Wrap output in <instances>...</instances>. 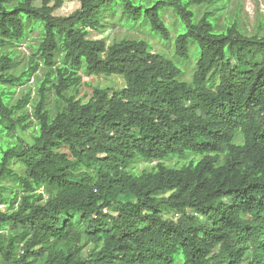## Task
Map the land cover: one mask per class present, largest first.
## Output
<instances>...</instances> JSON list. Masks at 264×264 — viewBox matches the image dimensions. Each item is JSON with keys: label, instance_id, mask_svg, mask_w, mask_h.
<instances>
[{"label": "trees", "instance_id": "obj_1", "mask_svg": "<svg viewBox=\"0 0 264 264\" xmlns=\"http://www.w3.org/2000/svg\"><path fill=\"white\" fill-rule=\"evenodd\" d=\"M76 1L65 16L63 0H0V138L16 139L0 143V261L264 264V22L219 28L223 5L196 19L193 6L227 0ZM107 23L149 27L174 57L146 38L91 37ZM35 28L38 58L17 73ZM195 53L188 81L176 60ZM41 65L39 99L13 102ZM81 71L126 85L86 100Z\"/></svg>", "mask_w": 264, "mask_h": 264}, {"label": "rangeland", "instance_id": "obj_2", "mask_svg": "<svg viewBox=\"0 0 264 264\" xmlns=\"http://www.w3.org/2000/svg\"><path fill=\"white\" fill-rule=\"evenodd\" d=\"M228 2L223 1L219 4H210L209 2L204 3L200 6H193V11L196 14V19L199 20L203 15L208 11H215L221 5L223 9L217 12L216 17H218V27L225 28L228 23L238 22L239 25L246 31L248 34H255L258 32L261 24L264 22V0H227ZM42 0H39L41 3ZM52 4L55 3V0H51ZM80 7V3L76 0H63V3L55 11L56 15H70L76 9ZM166 22L172 30V36L175 37L177 33V17L172 9L166 11ZM261 33H264V28L260 30ZM40 34L41 31L38 28L32 29L25 41H23L17 48V58L16 61L20 63L18 67V72L22 71L24 68H27L38 58L37 48L40 43ZM93 38H105L108 43H111L116 40H121L124 37H134V38H146L149 40L156 51L167 53L169 56L174 57L175 46L172 43L166 42L158 36H154L149 27H136L134 29H128L124 25L120 24H111L107 23L101 31H93L91 34ZM235 62V61H233ZM176 63L184 69V78L188 81L193 80L194 73L197 69V55H192L189 60H176ZM46 75V69L41 65L37 70L36 74L31 77V79L24 85L18 86L16 92L13 95V102L21 99L25 94H31V100L33 102L39 99L38 89L40 82L44 79ZM83 85L79 96H84L86 100L90 99L93 96L95 88H107L111 92L121 90L125 87V79L123 76L113 75H87L85 72L81 71ZM56 99L54 93L51 94V103L50 106L56 109L55 107ZM27 108L32 111V106L29 104ZM36 124V122H34ZM33 129L29 128L25 132H20V134L25 139H30ZM8 140L16 143V139L13 136L1 137L0 143H6ZM175 159L171 160L169 163H175ZM156 162L150 163L146 161H139V170L145 168H151ZM19 171H23V165L16 163L14 165ZM9 186H12L13 183L9 182ZM7 195H12L13 191L6 193ZM7 205L0 202V210H6ZM172 217L177 218L175 214H170ZM93 245H89L86 249L90 251ZM0 264H4L0 261ZM177 264H183L182 257L177 258Z\"/></svg>", "mask_w": 264, "mask_h": 264}]
</instances>
